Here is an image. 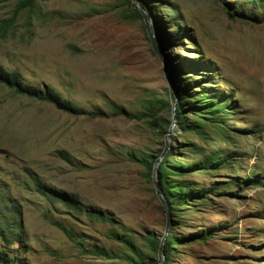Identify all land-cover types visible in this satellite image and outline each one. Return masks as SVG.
<instances>
[{
    "label": "rangeland",
    "instance_id": "obj_1",
    "mask_svg": "<svg viewBox=\"0 0 264 264\" xmlns=\"http://www.w3.org/2000/svg\"><path fill=\"white\" fill-rule=\"evenodd\" d=\"M20 1L0 0V26ZM151 1L153 13L138 17L141 0H38L0 32V64L26 86L53 87L107 114L73 115L0 83V214L18 222L23 239L0 238L12 264H137L112 230L127 232L152 264H264V21L235 13L252 7L246 0ZM172 30L186 34L170 43ZM179 64L186 69L177 73ZM193 79L201 81L182 101L183 121L205 122L196 130L183 128L177 98L160 111L166 133L114 114L140 113L147 100L175 97ZM216 91L229 93L231 113L213 123L190 113L192 101ZM210 153L220 162L205 170L173 167ZM141 159H167L171 178L207 193L170 208L154 166ZM209 230L207 239L193 236ZM149 233L188 241L166 263L141 237Z\"/></svg>",
    "mask_w": 264,
    "mask_h": 264
},
{
    "label": "trees",
    "instance_id": "obj_2",
    "mask_svg": "<svg viewBox=\"0 0 264 264\" xmlns=\"http://www.w3.org/2000/svg\"><path fill=\"white\" fill-rule=\"evenodd\" d=\"M38 0H21L19 5L16 7L14 15L12 18L6 19L2 21V24L0 26V32L6 31V29L12 25V23L16 20L18 14L26 9V8H33L36 6ZM143 6L136 8V15L138 17L142 16L143 14H149L152 12V1L151 0H141ZM247 4H250L251 8H243L242 5H238L237 9L235 10V13L240 16L243 20H253L255 22L258 21H264V0H246ZM162 33V32H161ZM160 31H157V36L160 37L162 34ZM186 34V31L183 32V34L179 30H172L171 32H168V36L165 37L168 42L174 43L177 42V40H181L183 35ZM183 69L181 70L180 68ZM179 69H177V73L179 71H183L186 69V65H178ZM197 67H194V65L187 66V69H196ZM191 73V72H188ZM190 77V76H187ZM210 77V76H208ZM203 79V78H200ZM193 79L189 82H186L181 88H177V95L171 96L170 99H149L147 100L146 104L144 105L143 111L140 113H130L124 108H115L114 114L116 115H124L129 118H134L138 120H144L153 130H157L161 133H166L167 127L164 121V117L160 115V111L164 109H174V100L177 98L178 103L176 108V113L179 118H181V123L183 125L184 129L188 130H196L197 127H201L202 123L205 122H195L193 125H186L183 121L185 115H183V105L182 102L184 99H187L188 93L190 91L191 86L194 83H199L201 80ZM0 83H3L4 85L14 89L18 93L25 94L32 98H37L42 101H47L52 104H54L58 109L68 112L73 115H91L93 117H102L106 116L107 114L103 110H95V111H89L72 100H69L67 98H64L62 94L57 91L53 87H46L44 89L36 88L33 86H26L24 84V78L22 74L17 70H8L3 65L0 64ZM194 87V86H193ZM197 87V86H195ZM211 89V88H208ZM202 97V100L199 102L198 100L192 101L191 105L189 106L190 113H193L197 117H204V118H211L213 122H219V116L231 113L228 111V106L230 103V96L229 93H226L225 91H216L215 93L208 95L207 93H202L200 95ZM198 97V96H196ZM200 103V104H199ZM201 113H206L205 116L201 115ZM221 127V126H220ZM135 159H139L135 157L134 155H131ZM144 163V165L150 169V171L153 169V166L155 165V160H147V159H141ZM167 159L163 161L158 169V181L161 183L163 188V200L168 203L170 208L176 207L177 205L186 206L189 204V200L191 198L202 196L204 193H207L206 190H198L195 191L194 188H192L190 184H183L180 183L178 180L171 178L170 173H172L171 170L168 169L166 164ZM220 162V156L216 153H210L207 156H205L202 160L198 162H193L192 164H188L187 166H184V164L181 162L178 165H175V169H178L179 171H185L190 168H195L199 170H205L208 167L214 166L215 164ZM180 172H176V174H179ZM252 181L251 178L246 179V185ZM263 182V181H262ZM264 184V182H263ZM204 197H207L204 196ZM74 201V200H73ZM68 206L73 207L77 210H81L87 215H89L92 218H97L99 220L107 221L108 217L105 213L91 207L88 208V206L84 205H74L71 203H68ZM84 207V208H83ZM14 215H19L20 211L19 209L15 210ZM11 216H8L6 214H0V238L3 240V242H6L10 245L13 244H19L22 246L23 239H21V226L18 224V222L11 220ZM59 228L64 230L66 233L71 234L69 229L63 225L60 221L54 222ZM214 233L209 230V232L202 231L198 235H193L195 239H207L210 236H212ZM110 237L116 239L117 241L123 243L125 246H127L130 250L133 251L135 254V261L137 264H152L148 261L149 254L147 252H143L140 249H137L134 245V242L132 238L127 234V232H119L116 230L110 231ZM146 242L147 246L152 251H161L160 260L163 258L162 253V247L164 244V250L166 255V263L169 262V256H170V250L173 248V246L178 243L179 241L187 242L186 239H179L173 235H167L164 238H159L155 236L153 233H149V235H142L141 236ZM3 255H0L1 264H12L13 259H9L6 252H2ZM101 254H105L104 252H98ZM109 257H113V254H106Z\"/></svg>",
    "mask_w": 264,
    "mask_h": 264
},
{
    "label": "water",
    "instance_id": "obj_3",
    "mask_svg": "<svg viewBox=\"0 0 264 264\" xmlns=\"http://www.w3.org/2000/svg\"><path fill=\"white\" fill-rule=\"evenodd\" d=\"M174 118H175V115H174ZM159 164H160V162L158 161V162L154 165L153 175H154L155 178H157V176H158ZM157 183H158V185H159V181H157ZM162 253H163V258H164V257H165L164 244H163V247H162Z\"/></svg>",
    "mask_w": 264,
    "mask_h": 264
}]
</instances>
